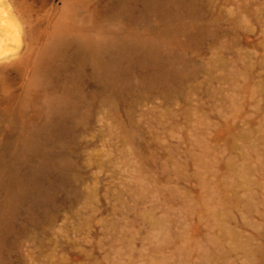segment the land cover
Segmentation results:
<instances>
[{"label":"rangeland","instance_id":"obj_1","mask_svg":"<svg viewBox=\"0 0 264 264\" xmlns=\"http://www.w3.org/2000/svg\"><path fill=\"white\" fill-rule=\"evenodd\" d=\"M12 3L0 205L26 197L7 264H264V0ZM128 35L163 63L101 75Z\"/></svg>","mask_w":264,"mask_h":264},{"label":"bare ground","instance_id":"obj_2","mask_svg":"<svg viewBox=\"0 0 264 264\" xmlns=\"http://www.w3.org/2000/svg\"><path fill=\"white\" fill-rule=\"evenodd\" d=\"M147 3L153 1L157 2L156 5L162 3V0H146ZM64 47L76 55L89 53L90 44L79 43L77 41H65ZM162 47L155 38L140 39L137 35L122 36L118 40L105 42L102 47L104 52L105 62L98 66L101 75H107L111 68L119 69V64L124 60L130 59L132 54L144 53L146 57L163 63L164 57L162 56ZM26 197V194L11 191L7 197V201L0 205V246L4 243L6 233L13 226V219L21 202ZM0 264H7L2 252L0 253Z\"/></svg>","mask_w":264,"mask_h":264},{"label":"clouds","instance_id":"obj_3","mask_svg":"<svg viewBox=\"0 0 264 264\" xmlns=\"http://www.w3.org/2000/svg\"><path fill=\"white\" fill-rule=\"evenodd\" d=\"M12 15V0H0V25H6Z\"/></svg>","mask_w":264,"mask_h":264}]
</instances>
